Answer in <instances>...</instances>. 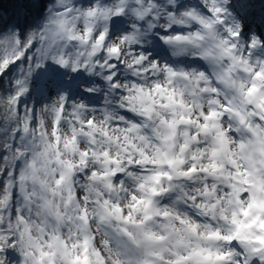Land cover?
<instances>
[{
    "label": "snow or ice",
    "instance_id": "1",
    "mask_svg": "<svg viewBox=\"0 0 264 264\" xmlns=\"http://www.w3.org/2000/svg\"><path fill=\"white\" fill-rule=\"evenodd\" d=\"M247 12L49 0L35 25L0 18V264L17 248L23 264H264V32Z\"/></svg>",
    "mask_w": 264,
    "mask_h": 264
},
{
    "label": "trees",
    "instance_id": "2",
    "mask_svg": "<svg viewBox=\"0 0 264 264\" xmlns=\"http://www.w3.org/2000/svg\"><path fill=\"white\" fill-rule=\"evenodd\" d=\"M248 5L247 21L250 27L258 32H264V27L259 26V18L264 15V0H246ZM49 0L43 12L42 0H0V18L3 27L16 24L21 28L35 25L44 17ZM2 93V90H0ZM13 260L18 259L14 253L8 254Z\"/></svg>",
    "mask_w": 264,
    "mask_h": 264
},
{
    "label": "clouds",
    "instance_id": "3",
    "mask_svg": "<svg viewBox=\"0 0 264 264\" xmlns=\"http://www.w3.org/2000/svg\"><path fill=\"white\" fill-rule=\"evenodd\" d=\"M115 42L116 41H114V43ZM120 46L122 48L124 47L123 45H120ZM143 46L144 47H149V44L148 43H145ZM167 53H168V58H170L172 56V51H171V47L170 46L167 48ZM143 56H144V59L146 61H148V57L154 56L155 59L148 61V65L151 66V65H153V64H155L157 62H160V70L161 71L163 69V61L167 60L164 56L156 55L152 51H149L147 53H144ZM133 62H134L133 59L129 58L128 55H127V53H125V55L121 57V63L124 65V70H127L128 67L133 64ZM163 82L164 81L161 80V83H163ZM81 87H82V89L84 91H88V87H86L84 85H81ZM93 87L95 89L94 95L99 99V105H98L97 108L100 109L101 111L106 110V109L109 110V111H111V109H109V104L111 103V101L109 100L108 94L104 91L103 87L100 84L93 85ZM121 87L124 88L125 85H121ZM82 103H83V101H82ZM97 120H98V123H99L100 122L99 121V117H97ZM140 175L141 174H138L137 175V177H136L137 180L140 179ZM166 183L167 182H165V184ZM101 187H103V184H101ZM127 193H128V195H131L132 194V188H128L127 189ZM111 194L114 196V198L117 199V202L118 203H121V206L122 207H126L127 204L130 203V201L126 198V196L121 193V190H120L119 186H116L115 189H114V191ZM194 222L201 223L202 226H201L200 231H201V233H204L205 229L203 227V221H194ZM217 226L219 227L221 225L218 224ZM223 227L224 228H229L230 225H224ZM200 243H202L206 247L212 248L214 251L216 249L226 250L229 247L223 241H219V240H204V241H201ZM16 253L19 254V256H20V264H23L24 254L20 252V249L19 248L16 249ZM7 264H16V261L15 260H12V259H9L8 262H7Z\"/></svg>",
    "mask_w": 264,
    "mask_h": 264
},
{
    "label": "rangeland",
    "instance_id": "4",
    "mask_svg": "<svg viewBox=\"0 0 264 264\" xmlns=\"http://www.w3.org/2000/svg\"><path fill=\"white\" fill-rule=\"evenodd\" d=\"M151 51L154 52L156 55L164 56L166 59H168L167 50L164 49L158 42L154 43ZM186 62L191 63V61H186ZM98 105H99V99L95 96L92 99V106L98 107Z\"/></svg>",
    "mask_w": 264,
    "mask_h": 264
},
{
    "label": "water",
    "instance_id": "5",
    "mask_svg": "<svg viewBox=\"0 0 264 264\" xmlns=\"http://www.w3.org/2000/svg\"><path fill=\"white\" fill-rule=\"evenodd\" d=\"M44 6H45V5L43 4V9H44ZM43 9H42V10H43Z\"/></svg>",
    "mask_w": 264,
    "mask_h": 264
}]
</instances>
